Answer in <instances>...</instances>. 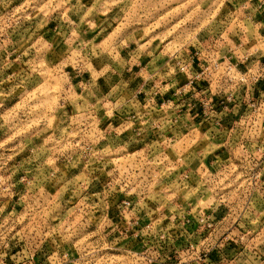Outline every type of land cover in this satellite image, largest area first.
<instances>
[{"label":"rangeland","instance_id":"rangeland-1","mask_svg":"<svg viewBox=\"0 0 264 264\" xmlns=\"http://www.w3.org/2000/svg\"><path fill=\"white\" fill-rule=\"evenodd\" d=\"M225 1L0 0V264H165V255L195 264L213 236L203 249L190 242L182 249L177 243L186 241L173 232L218 204L217 196L227 214L254 213L229 218L234 252L264 243V213L253 200L264 199V130L249 142L255 148L236 154V170L228 154L233 141L244 146L235 138L242 129L258 133L264 125L252 117L219 131L227 162L199 169L214 140L194 120L183 124L185 137L162 129L169 101L156 108L160 121L149 120L153 104L140 105L135 89L123 90L130 94L123 109L104 103L116 77L120 89L142 77L138 69L127 72L133 51L166 63L158 75L179 82L173 98L187 92L190 78L180 67L198 71L200 38L218 35L227 52ZM228 87L213 85L219 98ZM190 92L195 117L202 96ZM258 111L245 106L243 113ZM137 121L149 129L139 130Z\"/></svg>","mask_w":264,"mask_h":264},{"label":"crops","instance_id":"crops-1","mask_svg":"<svg viewBox=\"0 0 264 264\" xmlns=\"http://www.w3.org/2000/svg\"><path fill=\"white\" fill-rule=\"evenodd\" d=\"M246 0H226V24H228V28L224 32L228 35V44L225 43V50L227 49V54H229V57L232 58L233 61H236L237 58H240L241 56H244L246 53L252 52L254 53L247 62L248 65H252L253 62H257L258 60L260 62L264 61V6L259 8L258 10L253 9V7L250 5L247 7L248 9L244 11L242 8L243 3H245ZM246 14H249L250 17L248 18ZM242 18H248L247 20H243ZM245 24V28L238 33V29H233L231 27L232 24H235V27L239 26L240 23ZM223 33V34H224ZM224 34V35H225ZM223 35V37H224ZM217 36L213 35H206L198 41L196 48L202 50V54H206L205 51L208 50L210 47H212L214 44L222 45L223 42L219 39ZM244 41V42H243ZM217 42V43H215ZM243 42V43H242ZM217 44V45H218ZM259 50V52H257ZM125 51L129 50L125 49ZM124 53V51H122ZM134 53V54H133ZM130 55L129 59L130 63L127 64V72L136 71L138 69L140 71V75L142 77H137L138 80H132V84H129V88H126L127 86L125 84L124 88H119V85H121V78L116 77V82H113L115 84V89L110 88L109 90H105L103 92L104 94L110 95L109 98H105V104H108L109 102H114L115 106L118 108L123 109L126 104L128 103L127 96H130V94L126 93L123 90L129 91L131 95H134L133 89H135V96L138 98L140 105L143 103H148V105H152L154 107V110L156 113H153L150 115V119L152 120V117H155L157 121H160L162 117H159L160 114L157 113L158 109L156 108H162L163 105L167 106L168 103H166V100L169 101V112L171 114L165 115V118L160 122L161 128L167 130L170 134L178 135L182 133V135L185 137L189 135L190 132L184 131L185 127H183V124H186V126L189 125V123L194 120L192 125L199 126V124H202L200 129L204 127L206 130L205 135H210L214 141H212L211 145L213 146L212 150H210L209 153H212L210 156H204V162L202 161L201 164H199V169L202 167L205 168H213L216 169L217 167L221 168V164L227 162V158H225V149L228 150L227 147H231V151L228 152L233 155L234 157V170H236L237 167L240 165L238 164V161L235 160L236 154L239 151H242L243 153L245 151H248V148H255V146H251L249 142L251 140H254V137H257L261 132H263L264 128H260L259 132H253L251 129H242V133L239 135H236L235 138L243 137L245 139L244 146L239 144V142L233 141L229 145L227 143L225 144L219 139L220 136H216V134L221 131L224 132L225 128L230 129L232 125H234L236 120H251L252 117L254 120H257V122H260V126L264 125V78L259 80L258 83H253L251 81V85H249L247 88H238L235 91H233V99L232 100H225L226 101V110L221 108L219 106L218 110L215 109L214 112H211L206 118H199V117H193V113H189L188 106L190 105V102H186L189 99H191L192 92L191 90H194L196 93V97L203 96L204 100L210 101L213 99H218V96H212L213 89L211 93L207 92V83L203 81H197L195 83L194 87H188V91L185 92L183 95H180L179 97L173 98L175 94V90L177 89V86L180 85L179 82L173 80L172 78L167 79V77H163V75H158L159 70L162 65L166 64L164 61L155 60V57L149 58L148 54H136L135 51ZM199 59V57H198ZM160 61V62H159ZM159 62V63H158ZM264 73V70H263ZM131 75V74H130ZM168 75V73H167ZM131 81V79L127 80ZM164 82L163 86L159 89L158 82ZM169 81V82H167ZM119 84V85H118ZM77 85H80L77 81L74 84V88L77 87ZM227 85H224L220 87L221 89L226 87ZM230 87V86H229ZM228 87V88H229ZM200 90L201 91L200 93ZM227 88L224 89L222 92H226ZM110 92V93H109ZM139 92V94H138ZM177 92V91H176ZM230 92V91H229ZM228 92V93H229ZM208 93V94H207ZM221 93V92H220ZM106 94V95H107ZM207 94V95H205ZM103 95L102 96H106ZM107 95V96H108ZM221 95V94H220ZM184 96H186V99L184 100ZM169 97V98H168ZM226 97V94L223 96L221 95V99L219 101H224ZM168 98V99H165ZM173 98V100H171ZM104 99H101V101ZM249 102H255L256 105L260 106V111L256 113H250L249 115H246V113H243V110H245V106L248 105ZM163 103V104H161ZM175 104L176 107L172 108ZM147 106V105H146ZM185 106V107H181ZM144 107V106H143ZM142 106V110L144 109ZM179 107V109H177ZM248 108V107H247ZM247 111V110H246ZM245 111V112H246ZM244 115H243V114ZM192 116V117H190ZM164 117V116H163ZM168 117V118H166ZM138 120L140 119V116L137 117ZM221 120V130L220 128H217L213 125V119ZM205 121V124H203ZM144 123V124H143ZM233 123V124H231ZM136 126L139 130H145L149 129L150 125L145 124V122H136ZM142 126V127H141ZM224 126V127H223ZM183 127V128H181ZM180 128V129H179ZM184 129V130H182ZM233 130V129H231ZM181 135V136H182ZM226 147V148H224ZM229 157V156H228ZM222 159H225L221 162ZM221 163V164H220ZM232 168V166L230 167ZM203 169V168H202ZM222 170V169H221ZM232 170V175L234 176L236 172ZM230 176V174H229ZM215 177V178H214ZM216 174L213 175L211 178L212 184L216 185L218 188L220 185L219 179ZM197 186L199 185V181H197ZM202 182V181H201ZM262 185L264 186V182H262ZM204 189V188H202ZM204 191V190H203ZM201 192L200 196H196L197 198L201 197V199L204 197V192ZM219 193V191H218ZM217 193H215L213 196L215 197ZM261 195V194H259ZM256 197L253 199L255 203H257L258 207H260V210L257 212L259 215L264 213V199H259L258 202H256ZM216 202L212 203L209 208L199 210V214L196 216L191 215V212L189 213L190 216L186 219L185 227L180 225L179 231H174L173 233L177 234L179 233L181 237H183V240H185V245L181 246L179 243H177L182 249L184 247H188V242H190L192 248L193 246L200 250V248L203 249V244L207 243L208 246H210L208 241V236H213V241L211 244V248H208V254L203 253L200 255L199 262L202 264H264V243L257 241H254V247L251 245L252 241L249 242L248 248H245L244 252H234L235 249L232 247V243L229 237H232L237 230H235L236 227L233 228L232 223H229V218L232 216H235L234 214H241L244 213V215L249 214L253 215L252 210L247 209H240L237 210L236 208H233L230 214H227L224 212L219 206V202L221 201V196H217ZM200 203V202H199ZM133 213V212H132ZM256 214V213H255ZM199 215V216H198ZM202 216V217H200ZM206 222H211V225L213 228H205ZM234 224V221H233ZM239 226V225H238ZM191 240V241H190ZM253 247V248H252ZM174 248V246H173ZM254 250V251H253ZM177 252V251H176ZM184 253V251L182 250ZM186 253L189 252V250L185 251ZM166 258H162L163 261H165V264H174L175 259L171 258V256L165 255ZM199 262H195V264H199Z\"/></svg>","mask_w":264,"mask_h":264},{"label":"built area","instance_id":"built-area-1","mask_svg":"<svg viewBox=\"0 0 264 264\" xmlns=\"http://www.w3.org/2000/svg\"><path fill=\"white\" fill-rule=\"evenodd\" d=\"M250 5L253 7V9L258 10L259 8L264 6V0H246V2L243 3L242 8L245 11L248 9L247 7H249ZM246 15L248 18L250 17L249 14ZM248 18H242V19L247 20ZM237 27H241L238 29V33H239L244 29L245 24L241 22ZM219 39L220 38H217V40ZM217 44H214L212 47L206 50L205 51L206 54H202L201 49H197L193 53V55L199 57V61L201 63L200 67L198 68V71L195 74H193L191 70L192 68L187 64H184L180 67L181 71L185 74L186 78H190L189 81L185 82L184 84L185 88L194 87L195 83L198 80L207 83L206 89L208 93L212 92L213 85L219 88L224 85L230 86L229 95L224 99V101L223 100L219 101L221 98L207 101L204 100L203 99L204 97L202 96L200 101H198L199 106L196 109L197 113L195 114V117L206 118V116H208L211 112H214L215 109L218 110L219 106H221L224 110H226L227 104L225 100H232L234 98L233 91H235L238 88H247L249 85L253 83H258L259 80L264 78V73H263L264 61L260 62L258 60L257 62H253L252 65L247 64L249 58L254 53L252 52L246 53L243 56L244 58L241 61L237 62V61H233L232 58H229V54L224 52V46L223 48H220V45ZM257 52H259V50H257ZM251 81L253 83H251ZM201 91L203 90H200V93ZM216 94L217 93L213 91L212 96H217ZM255 105H256L255 102H249L246 107H254ZM213 120H214L213 125L219 128L221 124V120L220 119L217 120L213 119ZM187 176L188 175H185L184 177L187 178ZM206 224L208 227H213L211 225V222H206Z\"/></svg>","mask_w":264,"mask_h":264}]
</instances>
